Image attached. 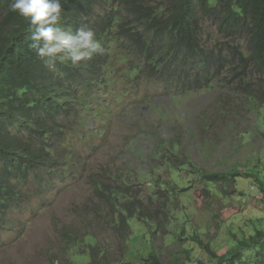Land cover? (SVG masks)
<instances>
[{
	"label": "trees",
	"instance_id": "trees-1",
	"mask_svg": "<svg viewBox=\"0 0 264 264\" xmlns=\"http://www.w3.org/2000/svg\"><path fill=\"white\" fill-rule=\"evenodd\" d=\"M10 3L0 0V228L8 229L12 218L7 215L14 208L22 212L35 196L56 190L60 180H83L90 191L86 205L91 206L84 208L83 216L90 225L83 234L67 227L61 231L62 239L80 249L89 238L90 264H133L123 261L132 234L130 221L152 225L169 217L168 207H152L160 198L155 169L147 171L135 161L123 171L109 164L89 169L87 160L67 168L61 161L64 142L86 129L93 116L109 120L121 107L122 97L129 96L124 92L115 103L106 100L120 87L133 92L160 85L197 91L210 88L225 74L240 85L255 80L263 85L264 0H61L62 25L73 31L87 25L105 53L77 66L56 60L54 67L29 47L32 26L11 10ZM113 46L120 53H112ZM115 56L125 65V75L113 71ZM127 119L140 127L135 110L127 111ZM99 134L104 136L105 130ZM128 146L140 152L137 137L131 136ZM167 152L165 157L177 154L173 149ZM188 162L193 165L191 160L183 164ZM243 176L239 169L201 171L199 183L207 190L209 183L227 186ZM147 179L151 185L140 188ZM168 190L165 186L160 191ZM94 222L105 231L113 230L120 257H112L110 246L92 231ZM198 242L208 256L198 264H264V229L237 239L223 253L201 239ZM141 264L164 262L153 251Z\"/></svg>",
	"mask_w": 264,
	"mask_h": 264
},
{
	"label": "rangeland",
	"instance_id": "rangeland-1",
	"mask_svg": "<svg viewBox=\"0 0 264 264\" xmlns=\"http://www.w3.org/2000/svg\"><path fill=\"white\" fill-rule=\"evenodd\" d=\"M111 52L120 53L115 46ZM111 67L118 76L126 74L116 56ZM124 92L128 98L122 97L121 107L109 120L93 116L86 129L82 127L65 140L61 159L67 168L74 161L87 160L89 169L109 164L123 171L129 161L147 171L155 169L160 198L152 207H168L169 217L152 225L132 219L124 262L141 264L157 251L164 264H198L208 258L198 239L223 253L237 239L264 229V84L255 80L240 85L225 74L203 90L186 92L160 85L133 92L120 87L106 100L115 103V97ZM130 109L140 116L138 128L126 120ZM102 128L105 138L99 134ZM87 129L92 132L86 133ZM131 136L138 138L140 152L125 147ZM168 149L177 154L165 157ZM188 160L193 165L183 164ZM238 169L251 176L238 177L227 186L209 183L207 190L199 183L201 171ZM75 174L79 175V169ZM144 181L140 188L151 185L150 179ZM57 185L56 190L35 196L22 212L14 208L7 215L12 219L8 229L0 228V264H90L89 238L78 249L61 236L67 227L76 233L87 231L90 222L83 214L84 208H91L86 205L90 191L83 180L65 178ZM165 186L168 193L160 191ZM93 229L110 246V255L120 257L113 230L105 231L96 222Z\"/></svg>",
	"mask_w": 264,
	"mask_h": 264
},
{
	"label": "clouds",
	"instance_id": "clouds-1",
	"mask_svg": "<svg viewBox=\"0 0 264 264\" xmlns=\"http://www.w3.org/2000/svg\"><path fill=\"white\" fill-rule=\"evenodd\" d=\"M10 8L29 21L33 29L29 47L39 57H47L50 67H54L56 60L77 66L105 53L102 42L87 25L75 31L62 25L61 0H11Z\"/></svg>",
	"mask_w": 264,
	"mask_h": 264
}]
</instances>
